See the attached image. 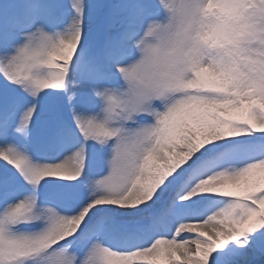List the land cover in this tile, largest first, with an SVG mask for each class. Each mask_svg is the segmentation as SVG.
Wrapping results in <instances>:
<instances>
[{"label":"snow or ice","instance_id":"6c2138e0","mask_svg":"<svg viewBox=\"0 0 264 264\" xmlns=\"http://www.w3.org/2000/svg\"><path fill=\"white\" fill-rule=\"evenodd\" d=\"M96 11L93 30L86 0L0 3V264L264 257V0Z\"/></svg>","mask_w":264,"mask_h":264},{"label":"rangeland","instance_id":"374dc122","mask_svg":"<svg viewBox=\"0 0 264 264\" xmlns=\"http://www.w3.org/2000/svg\"><path fill=\"white\" fill-rule=\"evenodd\" d=\"M0 3H3V0H0ZM3 78V76L2 77H0V79H2ZM12 87H15V86H12ZM0 89H8V90H10L9 89V85H8V83H7V81L6 80H3V82H0ZM40 97H41V95L40 94H38V96L36 97V98H29V99H32L33 100V102H35V103H37V109H44V107H45V102L44 101H42L41 99H40ZM258 258V257H260V256H255V258Z\"/></svg>","mask_w":264,"mask_h":264},{"label":"bare ground","instance_id":"6f19581e","mask_svg":"<svg viewBox=\"0 0 264 264\" xmlns=\"http://www.w3.org/2000/svg\"><path fill=\"white\" fill-rule=\"evenodd\" d=\"M201 230H203V229H201Z\"/></svg>","mask_w":264,"mask_h":264}]
</instances>
